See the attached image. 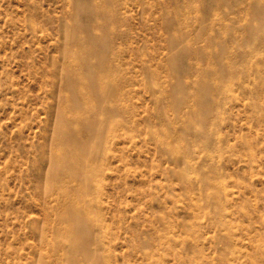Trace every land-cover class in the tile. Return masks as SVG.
<instances>
[{
    "label": "rangeland",
    "instance_id": "obj_1",
    "mask_svg": "<svg viewBox=\"0 0 264 264\" xmlns=\"http://www.w3.org/2000/svg\"><path fill=\"white\" fill-rule=\"evenodd\" d=\"M74 9L0 0V264H93L68 258L80 234L59 220L78 197L102 264H264V0ZM70 25L108 43L113 96L76 133L90 146L94 122L103 140L87 187L58 154L57 130L74 133L60 118L80 106L68 68L82 85L89 72L69 62Z\"/></svg>",
    "mask_w": 264,
    "mask_h": 264
},
{
    "label": "bare ground",
    "instance_id": "obj_2",
    "mask_svg": "<svg viewBox=\"0 0 264 264\" xmlns=\"http://www.w3.org/2000/svg\"><path fill=\"white\" fill-rule=\"evenodd\" d=\"M77 5V0H71V6L73 11H75L74 7ZM92 12V8H91ZM69 29L72 33H78V28L74 25H70ZM86 34H88V29L84 28ZM69 37L68 43V59L70 63L76 62L78 65V69H82L84 66L88 67V76L87 80L82 84H80V75L77 72L72 75L71 72L73 70L68 68L67 80L69 83L68 89L70 88L73 91V98L80 102V106L78 107H70V105H66V108L70 109L72 115L68 118L62 117L60 121H67L69 124L71 123L73 134L68 135L65 132H59L57 130V138H60V145L58 146L61 158L65 160V166L68 168L70 172H74L76 177H79V184L81 187H87L89 184V178L86 172V165L88 164V157L93 156V153L98 150L99 144H102L103 140L100 138V129H97L93 124H88V126L82 128L84 132H88V134L92 137V142L90 146H82L77 144V132L80 131L78 127V122L80 118L85 117V115L91 114L92 116L100 113V109L103 107V104H106L108 99H111L113 96V91L110 92L109 82L110 78L107 70L103 69L105 65L104 56L107 51L108 43L104 47H101L93 42L86 40L87 44H83V39H80L77 34ZM182 52L185 53V50ZM180 56H176L174 58V62L179 59ZM72 59V60H71ZM74 60V61H73ZM91 63V64H90ZM82 86V87H81ZM66 98L67 103L70 99ZM174 106L176 104H173ZM69 106V107H68ZM208 113V112H207ZM96 122V120H95ZM198 130V129H197ZM199 135H204L203 130L196 131ZM94 144V146H93ZM74 147L71 151L69 148ZM79 156V160L74 159L76 156ZM74 157V158H73ZM56 188L59 194L66 195V190L62 186H53L49 185L48 189ZM57 187H60L58 189ZM76 206L72 209H66L60 215V222L63 224V228L66 229L67 234H72L73 232H77L80 234L79 240H70V253L68 254V258H71L75 253H81L85 255V257L90 256V258L94 259L93 264H102L101 260L98 256L86 248L88 244V240L90 237V225L88 223V219L85 216L84 204L81 197H78L75 200ZM67 238V237H66ZM72 262V261H71Z\"/></svg>",
    "mask_w": 264,
    "mask_h": 264
}]
</instances>
